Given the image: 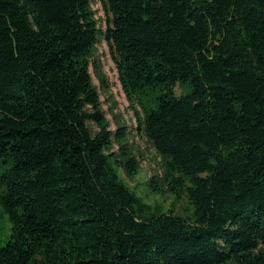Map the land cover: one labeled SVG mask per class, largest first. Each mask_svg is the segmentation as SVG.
I'll return each mask as SVG.
<instances>
[{
  "label": "trees",
  "instance_id": "trees-1",
  "mask_svg": "<svg viewBox=\"0 0 264 264\" xmlns=\"http://www.w3.org/2000/svg\"><path fill=\"white\" fill-rule=\"evenodd\" d=\"M102 2L105 26L91 0H0V264H264V0ZM102 39L187 216L121 176Z\"/></svg>",
  "mask_w": 264,
  "mask_h": 264
},
{
  "label": "rangeland",
  "instance_id": "rangeland-1",
  "mask_svg": "<svg viewBox=\"0 0 264 264\" xmlns=\"http://www.w3.org/2000/svg\"><path fill=\"white\" fill-rule=\"evenodd\" d=\"M91 1L99 23L101 26H105L107 14L102 0ZM90 72L93 82L100 93L102 108L109 120L110 129L116 131L119 124H124L128 127L129 133L123 142L128 144L130 152L136 156L138 171L131 177L128 176L125 169L121 168L122 178L135 188L138 194L144 197L148 203L153 205L160 204L165 210L174 208L182 216L189 215L192 207L185 196L177 200L175 195L164 187L165 185L161 184L162 193L156 192L149 186V180L154 174L162 175L163 173L162 156L158 154L147 137L136 129L137 120L134 109L130 106V102L122 89L110 47L105 39H102L95 46ZM176 91L177 94H180L181 88L178 86ZM119 146L118 142H114L112 150L119 154ZM9 230L10 222L8 216L3 213L0 205V232L8 233Z\"/></svg>",
  "mask_w": 264,
  "mask_h": 264
}]
</instances>
